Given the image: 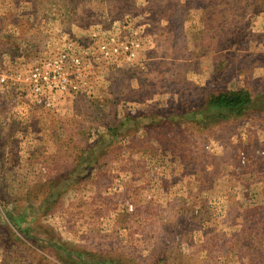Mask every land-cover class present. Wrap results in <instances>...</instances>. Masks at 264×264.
<instances>
[{
  "label": "rangeland",
  "instance_id": "rangeland-1",
  "mask_svg": "<svg viewBox=\"0 0 264 264\" xmlns=\"http://www.w3.org/2000/svg\"><path fill=\"white\" fill-rule=\"evenodd\" d=\"M108 263L264 264V0H0V264Z\"/></svg>",
  "mask_w": 264,
  "mask_h": 264
},
{
  "label": "trees",
  "instance_id": "trees-1",
  "mask_svg": "<svg viewBox=\"0 0 264 264\" xmlns=\"http://www.w3.org/2000/svg\"><path fill=\"white\" fill-rule=\"evenodd\" d=\"M208 103L215 108L224 109L227 115H242L252 105L253 96L246 88L222 89L212 93Z\"/></svg>",
  "mask_w": 264,
  "mask_h": 264
},
{
  "label": "built area",
  "instance_id": "built-area-1",
  "mask_svg": "<svg viewBox=\"0 0 264 264\" xmlns=\"http://www.w3.org/2000/svg\"><path fill=\"white\" fill-rule=\"evenodd\" d=\"M33 78H35V80H42L45 79L47 80L48 76L46 74H43L40 70H35L32 74ZM38 90L40 89L39 87L37 88Z\"/></svg>",
  "mask_w": 264,
  "mask_h": 264
}]
</instances>
